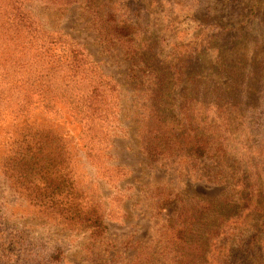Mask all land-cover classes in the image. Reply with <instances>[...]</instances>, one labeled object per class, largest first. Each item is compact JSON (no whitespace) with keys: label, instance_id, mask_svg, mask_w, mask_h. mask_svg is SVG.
<instances>
[{"label":"trees","instance_id":"1","mask_svg":"<svg viewBox=\"0 0 264 264\" xmlns=\"http://www.w3.org/2000/svg\"><path fill=\"white\" fill-rule=\"evenodd\" d=\"M36 6L55 11L83 8L88 23L102 32L109 47L122 46L135 66L128 80L137 98L126 111L121 84L105 72L102 61L69 33L71 29L46 28L33 13ZM143 6L141 0H0V129L8 120L12 126L28 125L37 112L65 115L80 129L86 158L96 157L120 130L129 139L135 137L150 164L174 160L173 165L184 162L197 168L201 161H215L218 170L209 180L224 185L230 194L219 202L196 198L199 202L187 210L180 195L161 200L160 211L173 204L181 211L165 222L167 232L159 243L167 240L169 246L160 248V256L167 253L171 264H211V252L217 251L221 254L214 264H232L239 261V252H255L264 241L259 238L264 237V174L257 169L264 163L253 153L257 161L250 160L244 170L236 162L227 166L226 128L231 118L243 114L217 104L224 100L217 90L195 88L190 61L183 63L175 53L165 55ZM8 139L12 142L2 171L9 184L66 226L102 237L107 230L104 216L98 207L82 204L68 151L58 135L50 128L26 126ZM250 202L253 218H247L244 228L250 234L242 232L236 244H227V232L219 229L230 217L239 220L249 212ZM156 254L155 249L143 259L136 256L133 263L151 264ZM0 264L65 262L60 251H38L0 222Z\"/></svg>","mask_w":264,"mask_h":264},{"label":"rangeland","instance_id":"2","mask_svg":"<svg viewBox=\"0 0 264 264\" xmlns=\"http://www.w3.org/2000/svg\"><path fill=\"white\" fill-rule=\"evenodd\" d=\"M141 1L165 55L175 53L183 63L190 61L195 88L217 90L224 98L217 104L243 114L231 118L226 128L227 166L236 162L242 171L250 160H256L253 153L264 163V0ZM77 7L55 11L36 6L33 13L48 29H71L69 33L102 61L105 72L121 84L124 112L137 99L132 97L128 80L135 66L121 45L109 47L102 32L88 23L89 15ZM60 117L37 112L28 125L12 126L8 120L1 126L0 222L23 235L38 251H60L65 264H134L136 256L143 259L155 249L159 254L151 264H171L167 253L160 256V248L168 242L159 240L167 232L165 222L181 208L173 204L160 211L161 200L180 195L187 210L199 202L196 198L219 202L230 194L224 185L209 180L218 170L215 161H201L197 168L184 162L173 165L174 160L150 164L137 149L135 137L129 139L120 130L111 135L96 157L86 158L79 127L70 124L65 115ZM122 121L123 126L128 124ZM26 126L50 128L61 139L82 204L98 207L104 216L107 230L102 237L66 226L58 216L31 204L4 177L3 158L12 142L8 138ZM257 169L264 174V166ZM255 187L252 182L251 188ZM252 204L239 220L230 217L219 229L220 233L227 232V244H236L242 232L250 234L244 228L253 218ZM259 238L264 240L262 235ZM220 254L211 252V264ZM236 260L232 264H264V241L255 252H239Z\"/></svg>","mask_w":264,"mask_h":264}]
</instances>
